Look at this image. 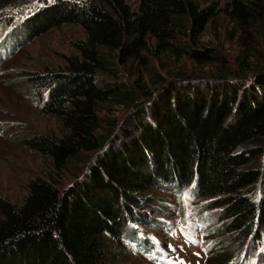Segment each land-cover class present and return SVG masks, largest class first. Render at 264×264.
Segmentation results:
<instances>
[{
	"label": "trees",
	"instance_id": "trees-1",
	"mask_svg": "<svg viewBox=\"0 0 264 264\" xmlns=\"http://www.w3.org/2000/svg\"><path fill=\"white\" fill-rule=\"evenodd\" d=\"M10 6L11 0H0V13ZM221 11L264 32V0H231L224 8L201 0H139L136 9L127 0H52L26 16L28 41L66 24L85 32L75 42L79 55L68 57L65 67L28 80L42 111L69 131L24 142L50 158L59 175L72 161L87 171L64 189L32 180L19 206L0 195V264H128L121 240L154 187L188 192L210 210L195 225L214 233L206 254L215 264L236 263L248 247L263 250L264 198L255 194L264 187V55H236L245 73L236 77L234 62L220 53L209 76L156 73L149 88L137 72L153 48L205 62L208 48L197 47V38ZM121 66L147 100L161 91L148 110L120 76ZM203 77L224 89L188 84ZM104 105L129 108L133 128L131 119L124 125L109 114L103 130Z\"/></svg>",
	"mask_w": 264,
	"mask_h": 264
},
{
	"label": "rangeland",
	"instance_id": "rangeland-1",
	"mask_svg": "<svg viewBox=\"0 0 264 264\" xmlns=\"http://www.w3.org/2000/svg\"><path fill=\"white\" fill-rule=\"evenodd\" d=\"M46 1L52 0H11V10L0 13V195L18 206L23 204L32 180L47 179L64 189L77 178L84 177L87 171L84 168L78 171L72 161L68 169L59 175L50 158L32 150L24 142V139L35 135L61 136L69 131L59 117L42 111L40 99L29 88L28 80L33 73L65 67L68 57L79 55L75 42L85 35L80 25L66 24L28 41L31 31L23 21L38 6H45ZM230 1L201 0V4L216 2L224 8ZM127 2L133 9L139 5V0ZM249 28L231 14L221 11L197 38V47L208 48L205 50L208 53L205 62H199L182 52L154 53L153 48L151 53L145 54V61L139 64L137 72L149 88L153 86V76L156 73L199 72L200 76H209L218 68L220 53L234 62L235 76L232 77L245 75L233 58L240 53L251 60L264 55V32L254 27L252 30H248ZM120 68V76L139 94L141 101H146L143 105L148 110L154 97L161 91L154 92L153 98L147 100L141 96L135 78L129 77L123 66ZM103 77L109 78L106 74ZM203 78L188 84H195L196 89L205 92L212 89L221 92L224 89L221 83H211L206 77ZM178 84L185 85L187 82ZM207 84L211 85L207 87ZM104 106L105 109L100 111L103 130L106 126L104 117L109 114L117 116L119 120L121 118L124 125L131 119L128 126L133 128L135 119L129 108ZM99 152L101 151L92 153L89 160L93 161L92 158ZM255 198H264V187L257 190ZM142 206L139 220L135 224H127L128 239L121 240L129 251L128 264H180L181 261L183 264H215L214 259L206 254L207 247L215 239L214 233L210 229L204 234L203 229L195 225L210 212L199 199L190 198L188 192L179 195L168 188L154 187L143 197ZM141 230L145 232V237H142ZM186 233H190L197 242H189ZM245 249L247 250L240 253V258L234 264H258L262 257L261 264H264V247L256 252L250 247Z\"/></svg>",
	"mask_w": 264,
	"mask_h": 264
},
{
	"label": "snow or ice",
	"instance_id": "snow-or-ice-1",
	"mask_svg": "<svg viewBox=\"0 0 264 264\" xmlns=\"http://www.w3.org/2000/svg\"><path fill=\"white\" fill-rule=\"evenodd\" d=\"M186 238H187V240H188L189 242H193V243L197 242V241H195V240L193 239V237L191 236L190 233H186ZM180 264H183V262L181 261Z\"/></svg>",
	"mask_w": 264,
	"mask_h": 264
}]
</instances>
